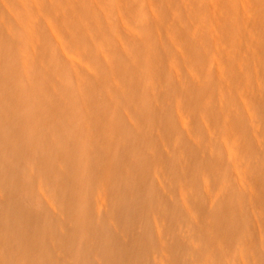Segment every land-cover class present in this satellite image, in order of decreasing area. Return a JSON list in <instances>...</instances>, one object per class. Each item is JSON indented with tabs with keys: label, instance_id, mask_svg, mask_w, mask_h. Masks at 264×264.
<instances>
[{
	"label": "bare ground",
	"instance_id": "1",
	"mask_svg": "<svg viewBox=\"0 0 264 264\" xmlns=\"http://www.w3.org/2000/svg\"><path fill=\"white\" fill-rule=\"evenodd\" d=\"M79 1L40 4L49 14ZM85 7L62 20L91 70L64 57L58 35H43L35 58L12 27L0 39V264H264V136L235 113L253 105L248 92L232 96L219 67L165 87L150 47L156 27L138 19L110 42L112 30ZM260 89L252 101L264 116ZM216 184L224 196L207 205Z\"/></svg>",
	"mask_w": 264,
	"mask_h": 264
},
{
	"label": "rangeland",
	"instance_id": "2",
	"mask_svg": "<svg viewBox=\"0 0 264 264\" xmlns=\"http://www.w3.org/2000/svg\"><path fill=\"white\" fill-rule=\"evenodd\" d=\"M2 1H6L8 3L7 9L10 22H6L5 24H3L1 23L3 22V20L0 21V32L5 33L4 36H0V39L4 38L6 34H9L10 31L12 32L13 28V30H16L18 33L17 43L22 54H26V56L28 57L32 56L33 58H35L38 55L39 48L41 47L40 40L42 36L46 34L50 37V39L54 40V35H58L62 39L64 44L61 49L64 57L68 59L73 65H77V67H80L84 71H86V69L91 70L90 65L92 61H89V59L85 57L84 53L81 50H74L67 44L68 40L66 33L69 28L68 26L64 28V21L62 20V16L67 14L66 10L72 11L81 9L82 6L84 7V5H86V7L84 8L85 10L92 8L94 10V16L104 20L108 28L112 30L113 33L110 35H108L107 33L106 37L108 40H110V42H113V39L116 38L114 34L115 31H120V33H122L124 36L126 35V33L132 34L133 31L135 32L138 19H142L144 22H147L149 26L153 28L156 27L157 32H155V36L151 40L152 44L150 45V47L153 48V54L158 55L161 53V74L164 77V84L162 85H164L165 87H170L172 84H176L182 87L184 86V84H186V81L188 85L189 79H198L196 81L201 82V78H203L204 76L206 77L207 74L213 72L217 73L219 69L224 68L221 71L226 72L223 73V75L225 74L224 77H226L225 81L229 80L227 81L228 83H226L232 87L227 85L225 82L224 86L228 90H231L230 93L233 94L232 96L237 95L236 98L238 97L237 99L240 101L244 97H248L249 95L247 100L250 104L253 103V105H250L251 107H249V104L245 107L247 108V110L242 106L237 108L234 105H232V107H236L237 110L235 111V109H233L232 107L231 109H233L236 114L242 111L241 113L244 116V119L242 118V121L244 124L250 125L249 123L252 122V130L254 136H256L258 139L262 137L261 133L264 136V131L262 132V130H264V116H261L262 114L258 115L254 102L252 101H255L254 97H256V94L253 95V93H257V91H260L258 93L262 94V90L260 89V87H262V89L264 87V85L262 86V83H264V67L262 68L259 65L263 63L262 66H264V62H261L263 61L262 58H264V0H80L77 6H74L73 4H71L70 6L56 5L52 8L49 14L48 8L45 10L40 4L41 0H0V3ZM2 4L3 3H1V5ZM58 8H60V10ZM131 11L136 14V19L132 17ZM237 16L240 17L239 20ZM24 25L26 26V28H29V30L24 29ZM16 26H18L19 29H17ZM206 27L208 29H206ZM202 31L203 33L205 32L204 36H206V38L204 39L206 40H204L201 36L203 35ZM225 34L227 36H225ZM33 36L36 38L37 42ZM210 36L211 38H209ZM221 36L224 38L221 39ZM31 39L35 40L33 41L35 42L34 44L30 41ZM219 41H221V43ZM117 42L120 41L117 40ZM222 42L225 43L223 44ZM216 43H220V46L219 44L216 46ZM202 46H206L205 49L207 48L208 51L204 48L203 50L205 51H203L201 49ZM215 47H219L220 49H216ZM198 51H200V53H203L205 56L203 54H199ZM235 55H238L241 59H238V56L236 57ZM202 58L205 60H203ZM255 59L256 62H254ZM197 60L200 61V64H198L199 61ZM233 60H235L237 64L240 63L239 66L243 68L245 74H247L245 70H250V73L247 74L249 75V78L243 76V71H241V68L237 66V64L234 63ZM226 65L232 68L229 67L228 69ZM245 67L246 69H244ZM231 69L232 71H230ZM235 69H237L236 71H238L241 75L243 74L242 76L244 78H241L242 76L240 77V74H238L236 71H233ZM257 69H259L260 71ZM215 70L218 71L216 72ZM67 72L70 74L69 71ZM151 72L152 70H144L145 75ZM233 72H236L239 76V78L237 79L238 81L235 80L236 77L233 76ZM246 78L248 83L251 80L254 81L253 85L252 81L250 85L247 84L246 81V87L243 83ZM257 81H259L260 83ZM239 82H241V85H244V88L246 87L245 90L243 89V87H240V84L235 85V83L237 84ZM216 83H214L213 85L217 88L218 85ZM146 84L148 86L149 81H147ZM238 87L243 90H238ZM236 93H242L243 95L240 94L242 95L241 97ZM245 93L248 95L245 96ZM225 95L228 97L227 94H223V92L220 93V95H218L219 100L221 101ZM226 99L227 98H225V100ZM222 101L220 103L215 100V102L218 103L214 108L217 110L221 108L222 110ZM249 109L254 111L253 114L251 110V112H249ZM261 142L262 140L259 141L260 145ZM224 153H226V151ZM223 163H226V161L222 160V165ZM217 168L218 167H216L215 169ZM232 177L236 178V175L232 174ZM217 185L218 184L214 185L213 188L209 187V189H207V192H205L206 194H208L209 202H207V205H213L211 201L212 199H215L216 196H218V198L224 196L223 192H220L216 189Z\"/></svg>",
	"mask_w": 264,
	"mask_h": 264
}]
</instances>
